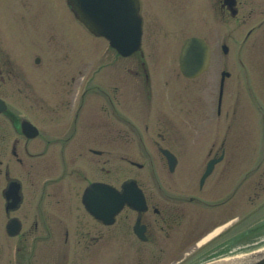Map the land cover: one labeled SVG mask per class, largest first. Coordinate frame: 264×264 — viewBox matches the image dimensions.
<instances>
[{
    "label": "flooded vegetation",
    "instance_id": "flooded-vegetation-1",
    "mask_svg": "<svg viewBox=\"0 0 264 264\" xmlns=\"http://www.w3.org/2000/svg\"><path fill=\"white\" fill-rule=\"evenodd\" d=\"M168 3L171 8L177 4L169 11L172 16H187L193 10V12L219 19L224 23H235V25L232 24V27L234 28L233 31H236L234 36L236 41L239 18H243L241 23H246L248 19L261 18L258 24L248 30L245 37L246 42L264 25V0H169ZM41 4H43V8H41ZM45 6V0L43 2L0 0V29L3 31V27H7L13 36L15 33L17 34L15 37L10 35L13 44L20 43L17 41L20 36L21 39L26 40L25 44L29 47L30 40L25 35L26 27L31 24L30 20L27 22L25 19L27 8H29L28 12L32 11L33 17L38 21L47 12ZM50 10L53 13H58V17H60V13L65 12L66 8L62 4V0H55L50 5ZM4 12L9 17L6 18V24L3 26L2 15ZM25 21L27 22L26 25L24 24ZM58 24L60 25V23ZM27 30V34H31L33 27L29 25ZM261 35L264 36V33ZM259 40L256 38V41L252 43L254 48L258 46ZM225 45L227 52H224V55L219 52L216 53V56L219 57L216 60L217 73H220L221 76L218 83L216 107L219 119H222V115L226 116L229 111L234 114L239 103L240 78L244 75L250 77V69L248 73L247 71L244 73L241 69V66L244 64L248 66V64L245 63L244 58L238 57L239 51L236 45L233 49L228 44ZM5 49L4 43L0 42V90L4 88L5 84H13L16 87V93H18L19 81L25 85L28 84L30 87L31 81L27 77L29 74L24 72V68L23 73L12 71L9 57L5 58ZM33 51L35 50L33 49ZM37 52L42 54L44 48L37 50ZM231 54L229 59L228 56ZM136 55L133 60L134 65L131 68L127 67V72L140 78L144 87L149 84L142 95L144 101L151 104L156 97L151 90L153 87L151 81L153 83V79H156L159 68L158 65L151 68L144 51ZM39 59L41 66L44 61L41 57ZM19 61L21 64L17 62L18 64L26 66V60L21 59ZM29 62L30 60H27V64ZM213 62L210 64L208 73ZM126 64V60L119 56L118 58H111L106 67L115 70L114 66H117V76L111 78L118 84L108 82L107 85L105 83L103 85L105 89L93 83L95 73L87 79L88 84H86L87 88L84 91H80L79 86L75 88V85H72L74 78L61 73L59 75L61 88L57 95L51 97L58 99L56 101L57 107L53 110L54 117L57 119L53 120L51 124L32 119L39 129V137L35 139H28L21 132V123L24 119V116L20 115L21 108L12 105L6 112L0 114V145H5V149L0 150V184L3 175L6 185L12 180H18L21 184L17 207L13 208L7 201L3 202L5 219L7 222L12 219L19 220L21 232L16 237H9L6 234V225L2 226L3 234L7 237L6 240L15 239L16 244L6 243L0 247L7 248V251L14 250L15 257L20 255L23 264H48V242H55L52 246L56 253L55 264H98L100 259H103L104 262L108 261L110 264L111 257L116 255L124 258L129 257L126 260V263L130 261L129 264H144L143 260L136 259L158 256L163 258L167 256L170 258L180 257L173 264H184L185 256L196 255L194 254L197 252L196 248L192 251L189 249L194 247L193 245L196 246L198 241L205 236L192 239L195 226H197L203 213L214 217L224 215L227 217V221L224 223H230L236 217L237 205L240 201L238 161L233 149L231 155L227 154L226 138H216L208 154L212 158L223 157L222 161L216 165L213 173L216 180L212 185H206L207 182L204 186L199 185L196 194L188 193L190 188L187 186L181 187L183 192L175 191L174 180H170L169 185L164 188L163 186L146 185L143 181L134 179L145 196L146 209L144 211L140 212L126 206L116 217L113 225L97 220L87 211L80 198L82 185L85 183L87 186L92 182L112 184L110 181V163L112 161L132 162L126 153H121L119 147L123 146L122 148L126 150L127 142L144 144L145 138L142 137V127L146 133L152 125L154 126L157 124L156 122L162 120V117L164 118L162 123L169 122L165 110L157 111L161 115L158 117L159 114L157 113L155 121L152 120L150 112L144 122L131 120L122 93V85L125 83L126 77L124 74L126 73L124 68ZM167 66L170 68V64ZM41 68L44 69L45 66ZM223 75L224 81L222 80ZM89 81L91 82L89 83ZM45 83L46 80L42 82V85L45 86ZM203 84L205 87L211 86L208 80L204 81ZM40 90L45 93L44 88H40ZM7 91L9 92V89ZM79 91L82 92L81 102L78 99ZM229 91L231 93L227 96ZM95 92L104 99V105H101V111H99L102 112L103 109L106 118L99 116L100 121L92 122V124L91 121H88V114H83L86 113L84 108H86L89 95L95 94ZM0 97L4 98L3 94L0 93ZM69 102L72 103L71 113L69 118L65 120V111ZM89 102L87 107H94L89 105ZM74 104H78V106L73 108ZM42 106L46 108V105ZM27 117L30 118V116ZM220 125L219 122V130ZM59 131L63 134L60 135ZM164 141L166 142V138ZM32 142L43 146V150L39 153H31L29 145ZM172 142L173 138L168 140V143ZM21 144L24 145L26 158L23 155L20 157L18 146ZM183 145L187 146L186 143ZM53 146H55L54 150H52ZM216 146L219 147L216 148ZM168 149L177 158L176 169L172 171L175 173L182 160L173 148L169 147ZM52 152L56 162V164H51V167L57 171L55 177L48 179L41 174V167L45 168L44 162L46 161L39 164L38 170L29 168L30 161H36V159L40 161L46 155L50 156L49 154ZM15 155L17 156L15 157ZM147 157L151 158V155L148 154ZM15 159L18 164L27 165L28 172L26 175H28V179L14 175L13 163ZM192 166L196 167L195 161L188 160L185 163L186 169L181 170L180 175L182 177L187 176L191 172ZM168 168L169 173H171L170 167ZM263 178L264 170L258 181V184L263 186L261 188H264ZM69 183H79L80 194H76L77 190L71 194L67 188ZM0 190L1 193L2 188ZM187 194L189 195L187 196ZM226 240L228 242V238ZM225 246H229V243ZM36 253L40 256L37 261L34 258Z\"/></svg>",
    "mask_w": 264,
    "mask_h": 264
},
{
    "label": "rangeland",
    "instance_id": "rangeland-1",
    "mask_svg": "<svg viewBox=\"0 0 264 264\" xmlns=\"http://www.w3.org/2000/svg\"><path fill=\"white\" fill-rule=\"evenodd\" d=\"M36 1L43 2V0ZM54 1L55 0H45L47 12L40 17L38 21L33 17L32 11L28 12L29 8H27L25 19L27 22L30 20L31 24H28V26L31 25L33 27V32H31V34H27L28 26L26 27L25 35L30 40L29 47L25 44L26 40L23 38L21 39L20 36L17 39L20 43L13 44L10 38V35L13 36L12 32H10L7 27H3V31L0 29V42H3L6 47L4 50L5 58L9 57L10 64H12V71L23 73L25 69L24 72H26L27 75L29 74L27 77L31 81L30 87L28 84L25 85V83L23 84L19 81V85L17 86L18 93H16V87L13 84H5L4 88L0 90V93L3 94L10 105L21 108V116H25L29 113L34 116V120L49 124L57 119L54 117L53 110L57 107L56 101H58V99L51 97L57 95L58 90L61 88L59 84V75L61 73L70 75L71 78H74L72 85H75V88L79 86L80 91H84V89L87 88V79L95 72L93 79L95 85L103 86L108 82L118 84L117 81L111 78L117 76V66H114L115 70L106 67L111 60L110 56H108L105 51V48H107L106 42L102 39L90 36L81 26L74 22L67 9L65 12L60 13V17H58V13L51 12L50 5L53 4ZM168 1L169 0H143V16L145 23L143 48L145 56L151 68L155 65H160L157 71L158 76L154 79V84L152 83L154 85L153 93L156 96L153 105L152 102L151 104L146 103L143 95H139L138 98L135 92L139 90L138 78L134 79L133 76L131 77L129 74H125L126 82L122 85V93L125 91V106L126 110L130 113L131 120L135 122H144L147 120L150 112L152 114V120L155 121L157 113L159 114L158 117L161 115V113L157 111L165 110L169 122L165 124L162 123L164 121L162 117V120L156 122L157 124L154 126L152 125L151 129L146 131V133H144L145 130L142 127V137L143 139L145 138L144 144L127 142L125 147L126 150L122 148L123 146L119 147L121 153H126L130 161L142 165L143 168L132 166V162L112 161L110 163V181L117 186L121 184L123 180L139 179L146 185L151 184L150 186H163L165 188V186L169 185L170 180H174L173 185L175 191L183 192L181 191V187L187 186L190 188L188 193L196 194L198 192L200 177L205 169L207 160L210 159L208 150L215 137H217L215 129L217 120L213 106L216 105L215 101L218 90L219 73H217L216 60H218L219 57L214 56L215 61L209 73L198 81L188 83L184 78L178 76V72H180L178 59L181 46L185 38L191 35L207 37L212 45H214V54L221 51V46L225 43L232 49L236 45L239 50L238 57L244 58L245 63L248 64V66L245 64L241 66L242 71L244 73L247 71L248 73L250 68L253 70L254 74H250L249 79L251 81L250 90L254 99V106L251 104L252 101L249 100L246 94V76H241L238 87L239 104L237 110L232 117V122L230 121L232 116L231 111H229L226 116L224 115L222 117V128L219 130V136L228 139L230 145V147L228 145V149L232 147L235 151V157L238 161L239 176L241 177L247 171H251L255 167L257 161L264 152V123L262 117L257 114V112L259 113L262 112L261 110H264V36L261 35L264 33V25L259 28L247 42H243L248 30L258 24L261 18L253 20L248 19L246 23H241L243 18H239L236 41L234 40L236 31H233L234 28L232 27V24L235 25V23H224L219 19L210 18L199 12H193V10L187 16H172L169 11L172 10L173 7H176L177 4H174L171 8ZM30 6H32V4H30ZM43 7V4H41V8ZM5 12L2 15L3 26L6 24V18L9 17ZM43 18H46V20H43ZM26 21L24 23L25 25L27 23ZM58 23H60V25ZM16 35L15 33L13 37ZM256 38L260 40L257 48L253 51L252 49L254 46L252 43L256 41ZM54 46L58 47L55 48ZM42 48H44L42 54L37 52V50H42ZM33 49L35 51H33ZM50 49H52V51H50ZM36 55L43 59L45 65L43 64L40 66V64H35L34 58ZM231 56L232 54L229 55L228 58L230 59ZM92 58L94 59V68H91L93 65ZM21 59L26 60V66L20 65L21 62L19 60ZM27 60H30L28 64ZM88 61H91L92 64H90L87 69ZM168 64H170V68L167 66ZM133 65V60H130L129 64H126L124 68L127 71V67L131 68ZM43 66H45L44 69L41 68ZM97 70H101V72L97 73ZM44 80H46L45 86L42 85ZM206 80L211 83V86H204L203 82ZM90 82L91 81H89V83ZM40 88H44L45 93H43ZM7 89H9V92ZM80 91L78 99L81 102L82 92ZM133 92L134 97L132 98ZM140 92L142 93V90H140ZM230 93L231 91H229L227 96L230 95ZM88 102L89 105H93L94 107H87ZM71 104V102L67 104L65 120L70 116ZM42 105H46V108ZM101 105H104V99L101 95L97 92L89 95L86 108H84L86 113L83 114H88V121L95 123L100 121L99 116H103L104 119L106 118L103 109L102 112H100ZM77 106L78 104H74L73 108ZM59 134L62 135L63 133L59 131ZM129 135L133 138L131 134ZM111 137H113V135H111ZM165 138L166 142L164 141ZM171 138H173L172 143H174V145L168 143V140ZM184 143L187 144V147L183 145ZM169 147L177 151L182 160L181 165L175 173H169L167 161L160 151V148ZM218 147L219 146H216V148ZM18 148L19 154H21V156H19L22 157L23 155V157H25L24 145L21 144ZM43 148V146L33 142L29 145L31 153H39ZM54 148L55 146L52 147V150H54ZM4 149L5 145H0V150L3 151ZM111 150L113 151L112 148ZM227 152L231 154L229 150H227ZM148 154L151 155V158L147 157ZM49 155L50 156L46 155L40 161L38 159H36V161L29 160V168L38 170L40 168L39 164L42 163V161H46L44 162L45 168L41 167V174L48 179H52V177L56 176L57 171L55 168L51 167V164H56V162L54 161L53 152ZM188 160L195 161L196 167L192 166L190 168L191 172L187 174V176L182 177L180 171L186 169L185 163H187ZM260 168L261 169L257 172L251 173L249 180L242 184L239 190V198L243 205L242 208L239 207L236 213L238 214L240 222L232 231L229 230L230 232H227L226 238L234 237L235 235L239 237L244 231L264 222V206L261 207L260 204L264 201V188H261L263 186L258 184L261 173L264 170V163ZM13 171L16 177L28 179V175H26V172H28L27 165L18 164L16 159L13 163ZM1 180L0 189H3V187L6 186L4 175ZM215 180V176L211 177L206 185H212ZM262 181L264 185V178ZM78 185L79 183H69L67 187L68 191L74 194L77 190L76 194H80ZM85 185V183L82 185L83 189L81 190L80 198L86 187ZM188 195L189 194H187V196ZM251 202L253 204H250ZM262 205H264V202ZM258 207L261 208L255 212V215L250 214L252 212L251 208L256 209ZM226 218L227 217H224V215L214 217L203 213L197 226H195L192 239H199L206 235L214 228L227 221ZM6 223L7 220L3 214V200L0 197V245L6 243L16 244L15 239L8 241L6 240L7 237L3 234L2 226ZM226 238H222L217 242L215 241L211 245L203 244L201 248H197L199 252H197L195 256L188 258L184 264H198L203 258L216 254L213 251L224 243ZM254 238H256V234H254L253 240ZM3 239H5V241H3ZM263 240L264 235L261 236L258 241L245 246L242 244L246 241L242 240L239 243L240 245H237V248H234L230 253L222 255L214 261L247 254V252L263 246ZM238 241L239 240H237V242ZM54 243L48 242L49 245L47 246V260L52 264L55 263V253L51 254L55 249L52 247ZM193 246L194 247H191L189 251L197 247L195 245ZM14 252V250L7 251V248L0 247V264L16 263L17 261L19 262L18 264H23L21 256L15 257ZM37 254L38 253L34 255L36 261L40 259L39 254ZM128 258L118 257L116 255V257H111L110 260L111 264H129L130 261L126 263ZM179 258H170V256L163 258L162 256H158L155 258H137L136 260H143L144 264H173L176 263ZM98 264L109 263L108 261L104 262L103 259H100V263Z\"/></svg>",
    "mask_w": 264,
    "mask_h": 264
},
{
    "label": "water",
    "instance_id": "water-1",
    "mask_svg": "<svg viewBox=\"0 0 264 264\" xmlns=\"http://www.w3.org/2000/svg\"><path fill=\"white\" fill-rule=\"evenodd\" d=\"M72 7L73 13L83 27L94 36H103L110 41L112 47L124 56L141 49L143 18L141 16V4L139 0H67ZM210 48L207 43L197 37L187 39L182 47L180 66L182 73L194 78L203 73L209 65ZM6 110V104L0 100V112ZM22 130L31 137L37 135V130L28 121L22 122ZM168 155V152H165ZM174 158L170 155V164L173 169ZM215 161L208 167L204 179L210 174ZM94 184L87 190L88 199L92 200L93 209L103 211V194L109 196V205L113 218L127 203L134 208H144V196L138 189L135 182H128L123 185L120 192L112 186ZM18 201L15 187L11 191ZM17 226H15L16 228ZM16 231L11 233H15ZM250 257V264H264V254L257 253Z\"/></svg>",
    "mask_w": 264,
    "mask_h": 264
},
{
    "label": "bare ground",
    "instance_id": "bare-ground-1",
    "mask_svg": "<svg viewBox=\"0 0 264 264\" xmlns=\"http://www.w3.org/2000/svg\"><path fill=\"white\" fill-rule=\"evenodd\" d=\"M219 232V229L215 231V233L213 235H215L216 233ZM264 251V250H262ZM264 254V253H262ZM250 255H244V256H239V257H235V258H230V259H225V260H221L218 261L217 263H212V264H250Z\"/></svg>",
    "mask_w": 264,
    "mask_h": 264
}]
</instances>
